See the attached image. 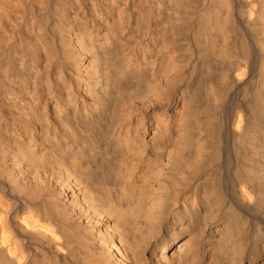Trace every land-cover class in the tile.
Listing matches in <instances>:
<instances>
[{
  "label": "bare ground",
  "instance_id": "obj_1",
  "mask_svg": "<svg viewBox=\"0 0 264 264\" xmlns=\"http://www.w3.org/2000/svg\"><path fill=\"white\" fill-rule=\"evenodd\" d=\"M0 264H264V0H0Z\"/></svg>",
  "mask_w": 264,
  "mask_h": 264
}]
</instances>
